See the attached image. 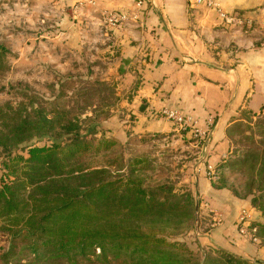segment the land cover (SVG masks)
<instances>
[{"label": "rangeland", "instance_id": "obj_1", "mask_svg": "<svg viewBox=\"0 0 264 264\" xmlns=\"http://www.w3.org/2000/svg\"><path fill=\"white\" fill-rule=\"evenodd\" d=\"M77 5L79 3L72 0H0V44L7 50L8 64L7 69L0 72V106L10 103L14 107L20 102L30 106L33 103L35 107L42 105L49 116L54 114V110H65V119L78 111L82 112L81 118L92 116L96 110L100 114L96 118L101 120L104 116L101 112H107L103 133L106 138H114L116 145L99 155L94 156L90 152L80 156L77 159L79 164L107 166L112 175L116 176L125 172L124 166L128 162L144 160L138 165L136 174L143 179L145 185L167 183L177 194L190 191L196 200L191 227L181 232L171 229L166 231L170 242L183 244L179 251L185 257L191 258V261L198 259L199 264H203L209 254L221 260L219 250H224L249 264H264V240L261 237L257 241L245 239L238 234L239 229L234 228L241 241L238 244L233 242V245L243 249L253 248V252L249 251L247 255H244L245 251L239 253L240 251L222 247L219 243L211 244L203 238L205 232L223 222L222 218L220 224H213L212 209L214 203L218 202H230L234 209L239 206L248 207L252 213V221L264 223V213L252 205L251 198L254 195L246 194L249 165L252 163H238L231 169L223 170L222 187L213 186L223 194H216L214 198L199 195L193 178L197 149L193 146L192 133L179 129L163 116L161 110L156 111V115L170 121L174 131H148L140 126L143 121L139 122L140 113L151 111L145 110L149 103H145L146 99L141 98L137 92L146 82L140 66V59L144 56L134 59L126 55L123 45H127L130 36L127 33L128 38H125L122 31L113 29L114 26L119 27V23L111 25L104 15H91L90 11H82ZM123 38L126 39L124 43L119 41ZM133 41L137 42L136 39ZM148 51L155 50L149 48ZM11 86H18L21 90H15ZM242 110L243 113L239 111L233 116L244 117L238 122L239 125L228 135L225 132L228 149L226 155L219 159H229L237 153L240 158L244 150L257 148L264 140V112L246 114L249 109ZM153 112L149 114L150 117H153ZM96 136L100 137L101 134ZM29 144L42 146L49 145L50 142L45 138L34 137ZM21 154L27 155L26 151H21ZM1 160L0 154V162ZM2 172L0 169V173ZM233 189L241 195H237ZM254 194L257 196L258 193ZM260 202H264V199ZM216 211L220 212L219 209ZM10 240L8 234L0 231V264L1 254L8 249ZM15 242L16 256L10 264L103 263L96 259L99 249L95 250V256H91L89 261L78 258V263H70L66 259H43L36 263L38 259L35 260L36 257L28 254L26 249L29 239ZM108 264L136 263L122 256L112 258Z\"/></svg>", "mask_w": 264, "mask_h": 264}, {"label": "trees", "instance_id": "obj_2", "mask_svg": "<svg viewBox=\"0 0 264 264\" xmlns=\"http://www.w3.org/2000/svg\"><path fill=\"white\" fill-rule=\"evenodd\" d=\"M6 51L0 44V72L8 67ZM65 112L54 110L49 116L42 105L24 102L14 107L10 103L0 106V231L11 239L1 254L2 264L15 259V241L19 239H29L26 249L38 259L36 263L43 259L89 261L99 249L96 259L102 264L122 256L136 264H199L198 259L185 257L179 251L183 244L170 242L166 233L168 229L181 232L191 227L196 201L193 194H177L167 183L145 185L136 174L144 161L141 159L128 162L125 172L116 176L107 166L79 164L80 156L105 153L116 140L103 133L107 112H101V120L96 118L100 115L96 110L84 118L78 111L65 119ZM243 118H234L226 134ZM34 137L45 138L50 144H29ZM244 162L252 163L246 194L254 195L252 205L264 213V202H260L264 199V140L259 147L244 150L240 158L237 153L229 159L215 160L217 178L212 186L221 188L223 170ZM251 226L256 228L257 239L264 240V223L252 221ZM219 251L221 260L209 254L202 263L249 264Z\"/></svg>", "mask_w": 264, "mask_h": 264}, {"label": "crops", "instance_id": "obj_3", "mask_svg": "<svg viewBox=\"0 0 264 264\" xmlns=\"http://www.w3.org/2000/svg\"><path fill=\"white\" fill-rule=\"evenodd\" d=\"M72 1L97 17L106 18L110 11L126 16L113 29L122 31L125 38L129 33L123 45L129 58L144 56L140 66L146 82L137 92L149 103L145 110H151L140 113L139 119L148 131L175 130L170 121L156 115L168 105L201 120L212 113L215 124L208 151L215 162L226 155L225 130L235 120L233 116L244 108L264 112V0H219L225 18L213 8L191 7L187 0ZM193 178L199 195L214 198L223 194L202 170L194 168ZM241 207L234 209L227 201L214 203L223 222L203 238L239 253L245 251L244 255L253 252L252 247L233 245L241 241L234 231Z\"/></svg>", "mask_w": 264, "mask_h": 264}, {"label": "built area", "instance_id": "obj_4", "mask_svg": "<svg viewBox=\"0 0 264 264\" xmlns=\"http://www.w3.org/2000/svg\"><path fill=\"white\" fill-rule=\"evenodd\" d=\"M191 7L203 6L206 8H213L218 10L221 17H226L225 13L222 12L219 0H187ZM107 22L111 25H116L124 20L126 16L119 12H109L106 15ZM161 113L167 119L171 120L181 130H189L194 136L193 146L197 149V156L195 160V169L203 171V174L210 181H214L217 178V172L214 162L208 151L209 139L212 135L215 115L212 113L207 114L203 120L197 118L191 113L183 111L178 106H165L161 109ZM214 212V223L219 224L222 221L221 215L216 210ZM252 213L248 207H241L237 217V228L239 234L245 239L257 241L255 235L256 228L251 226Z\"/></svg>", "mask_w": 264, "mask_h": 264}]
</instances>
